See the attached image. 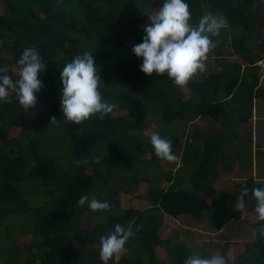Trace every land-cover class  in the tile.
I'll return each instance as SVG.
<instances>
[{
    "label": "trees",
    "instance_id": "16d2710c",
    "mask_svg": "<svg viewBox=\"0 0 264 264\" xmlns=\"http://www.w3.org/2000/svg\"><path fill=\"white\" fill-rule=\"evenodd\" d=\"M254 1L188 0L192 23L206 12H223L226 25L242 29L230 41L213 38L221 72L211 70L202 80L193 77L179 88L166 75L144 74L131 52L163 0H0V67L17 78L12 65L19 71L16 61L28 46L38 49L46 63L37 93L43 110L26 112L14 93L9 102L0 103V264H103L100 237L117 223L131 226L134 235L126 243V254L108 264H184L192 252L209 256L218 250L228 264H264V236L258 232L257 218L244 219L256 238L236 260L227 256L228 244L191 247L179 231L169 232L178 220L185 225L203 221L222 230L227 215L237 221L243 217L241 189L264 185V173L253 176L254 132L241 136L230 120L240 111L239 122L246 124L254 99L264 103L259 66L264 61V36L262 26L248 17L256 11ZM254 39L256 47L251 46ZM229 42L230 54L239 63L230 64L220 55ZM85 51L93 53L104 80L103 97L117 108L104 119L75 124L64 121L60 110L59 73ZM224 77L230 79L224 83ZM244 92L245 108L241 100L238 103ZM203 120L204 127L186 132L189 124ZM175 122L179 126L167 128ZM10 131L19 133L11 137ZM154 132L172 140L174 161L155 155L149 142ZM263 137L261 132L260 140ZM262 144L257 143V159L264 161ZM146 152L150 160L144 158ZM236 160L245 181L231 183L227 191L216 188L220 173L234 172ZM170 164L179 167L173 171L166 167ZM126 168L132 169L130 175ZM143 181L150 186L147 206L121 207L119 195H134ZM81 195L107 200L112 209L90 212L77 204ZM242 201L254 211L251 192ZM42 206L48 207L46 213ZM16 217H23L19 228L13 226ZM23 234L32 235V242L23 247L25 262L15 258ZM158 247L167 249V260L159 258ZM1 254L7 258L1 260Z\"/></svg>",
    "mask_w": 264,
    "mask_h": 264
},
{
    "label": "clouds",
    "instance_id": "9594fccd",
    "mask_svg": "<svg viewBox=\"0 0 264 264\" xmlns=\"http://www.w3.org/2000/svg\"><path fill=\"white\" fill-rule=\"evenodd\" d=\"M225 25L223 12H206L194 24L188 0H163L158 11L142 27L143 37L132 46L131 52L141 61L139 67L144 74L166 75L174 85L184 88L194 75L206 71L208 54L217 46L213 38L220 35ZM16 63L19 71L15 79L0 67V103L9 102V94L14 93L19 107L27 112L37 104V93L43 87L40 74L45 71L46 63L39 50L32 46L23 49ZM59 80V104L66 122L80 124L93 117L104 119L117 108L116 103L109 102L101 93L103 83L93 53L85 51L66 62L59 73ZM149 142L158 158L169 162L176 159L171 139L154 132ZM249 192L254 200V212L261 222L258 232L264 236V185L251 189L243 187L240 199L248 197ZM77 204L86 206L93 213L110 212L112 209L107 200L97 199L94 195L91 198L81 195ZM133 235L131 226L117 223L101 236L100 259L103 264H108L122 252ZM184 264L228 262L224 255L202 256L199 252H192Z\"/></svg>",
    "mask_w": 264,
    "mask_h": 264
},
{
    "label": "rangeland",
    "instance_id": "374dc122",
    "mask_svg": "<svg viewBox=\"0 0 264 264\" xmlns=\"http://www.w3.org/2000/svg\"><path fill=\"white\" fill-rule=\"evenodd\" d=\"M3 13V8L0 7V14ZM226 36H228V34H226ZM264 36V27H262V31H261V37ZM260 42V40H259ZM258 41H251V46H255L257 45ZM207 60H211V58H209V54H208V59ZM236 61V59L234 60ZM207 63V61H206ZM12 71L13 73L18 72L17 67H15L14 65H12ZM195 79L199 78V72L194 75ZM101 81L103 82L104 80L101 78ZM244 106H246L245 104H243ZM36 111L38 112V110H43V106L38 103L35 107ZM259 117V116H258ZM257 117V118H258ZM207 119H211L208 118ZM259 119H257L258 122ZM264 123V120H263ZM179 126V122H175L174 124H169L167 125V128L172 129L175 128L176 126ZM263 124L261 125V129L263 131L264 134V130H263ZM183 131V130H182ZM19 132H12L10 131V136H16ZM170 139V138H168ZM264 139V137H263ZM256 141L257 138H256ZM258 143V142H257ZM262 143L264 144V140H262ZM228 150H230V152H234V148L232 146L228 147ZM264 150V147H263ZM264 153V151H263ZM144 158H147L150 160V153L146 152L144 155ZM235 156V155H234ZM258 155L254 154L253 155V161H254V165L255 167L258 168V166L262 165V170H264V161L258 160L257 159ZM62 159L63 155L61 156ZM143 158V157H142ZM143 158V159H144ZM68 164V161H67ZM137 166V165H135ZM168 169H172L173 171L175 169H178V165H174V164H170L168 166H166ZM128 175H130L132 173V169L130 168H126L124 170ZM146 171L148 172V170L146 169ZM181 172V171H180ZM187 171L183 170V173H186ZM222 173V172H221ZM257 174H258V169H257ZM229 174H225L222 177H220V175L218 176L215 184H216V188L218 189H224L225 191L230 189V184H228V182L230 181V183H238L239 181H243V176L236 171L235 172V176H227ZM260 175V174H259ZM227 176V177H225ZM245 181V179H244ZM243 181V182H244ZM228 184V185H227ZM150 189V186L148 185L147 182L143 181L140 185H139V189L138 192L135 193L134 195L128 196V195H122L120 194L119 197L121 199L122 202V206L123 208H139V209H143L147 206V193ZM32 199V205H36L37 201L34 198ZM238 203L239 206L243 209V217L240 221H237L235 218H233L231 215H227L224 218V227L222 230H216L215 228L209 226L206 224V222H193V224L191 225H185L182 223L181 220H178L176 224L172 225L169 228V232H172V234L177 230L181 233V237L187 242V244L191 247H194V244H197L198 247H200L201 245L205 244L206 242H212L214 244H220L221 247L224 244H228L229 245V249L227 250L228 253V257L231 258V260H236V258H238L241 254H243L245 252L246 249V244L248 242H252L255 240L256 238V233L254 232V230L252 229V227L248 224L245 223L244 219L251 221H256L255 219L257 218L256 214L254 211H249V205L245 204L241 199H238ZM42 210L43 213H46V211L48 210V207L46 206H42ZM23 217H16L13 221V223H15L13 226L14 228H19L20 226V221L22 220ZM193 221V220H192ZM188 228V229H186ZM14 235H13V239L14 240ZM32 242V235L31 234H23L19 237L17 243V245H19L20 247V254L15 256L16 259H21L22 262H25L27 259V253L26 251L23 249V247L25 245H28L29 243ZM220 248V247H219ZM221 249V248H220ZM221 253V250H218V254ZM126 254V250L124 249L122 252H120L119 254L115 255L114 258L116 261H118L122 256H124ZM157 254L159 256V258L161 260H167V254L168 251L165 247H158L157 248ZM2 255V259L4 260L5 258H7L5 255Z\"/></svg>",
    "mask_w": 264,
    "mask_h": 264
},
{
    "label": "crops",
    "instance_id": "0c3cea01",
    "mask_svg": "<svg viewBox=\"0 0 264 264\" xmlns=\"http://www.w3.org/2000/svg\"><path fill=\"white\" fill-rule=\"evenodd\" d=\"M254 2L256 3V6H257L256 11H255L254 14L248 15V17L249 18L250 17L251 18H253V17L255 18V20L257 21L256 22V26L264 27V0H256ZM206 8H207L206 10L208 11L209 6H207ZM262 27H261V30H260V35H261ZM224 28H225V30L222 29L220 35L218 36V38H220V40H222V41H224V39L227 38V37L229 38V41H230L232 35L235 34V33H238V34L241 33V29H242V28L241 29H238V28H235V29L232 28L231 29L228 25H225ZM226 34H228V36H226ZM253 41H256V39H254ZM215 50L216 49L214 48V49H212L210 51L209 58H211V60H207L206 71L203 72V73H199V78L196 79V80H198V81L202 80V78H204V76H206L209 73V71H211V70H213L215 72L216 71L221 72L223 70L222 65L217 62V54L215 53ZM230 51H232V49L230 47V42H229L228 44H225V46H223V48H221V53L222 54H220V55H222V57H225V59L230 64L239 63V59L236 56H232L230 54ZM223 54H226V55H223ZM235 59H236V61H234ZM259 66L261 67L260 86L264 87V61H261L259 63ZM228 78L229 77H226V78L224 77V79H222V82L226 83L228 81ZM247 96H248V94L245 93L244 96H242V97H240L238 99V103L241 100L242 101L241 104H245L246 105L245 100H246ZM245 107L246 106H244L243 108H245ZM253 107H254V111H253L252 118H250L249 121L246 124L241 125L240 122H239L240 119H241V113H243V112H240V111L234 113V115H231L230 120L234 124L237 125L236 130L239 131L241 136L244 135V132L248 131V130H250V131L252 130L254 132V138H253L254 145H253V148H252V151H253L252 153L254 155V154H257V149H258L257 142L262 144V140H260V134H261V132H263L262 129H261V125L262 124H263L262 128L264 130V123H263V120H264V103H263L262 100L254 99ZM257 119H259L258 122H257ZM205 122H204V120H203L202 123H200L198 121H195L193 124H189L188 127L185 130H186L187 133H189L190 129H196V128L204 127ZM256 138H257L258 141H256ZM229 146L233 147V145H231V144H229ZM262 146L264 147V144H262ZM263 147H262V150H263ZM235 156H237V154H235ZM236 162H237L236 163L237 165H235L234 172H231V173L222 172V173H220V177H222L225 174H229L227 176H230V177L231 176H235V172L237 171L238 166L240 165L239 160H236ZM254 164H253V176L254 177H259V175L257 174V169H258V173H260V172L264 173V170H262V165L258 166V168H257V167H255ZM227 176H225V177H227ZM261 177H264V176H262V174H261ZM228 184L231 185L230 181L228 182Z\"/></svg>",
    "mask_w": 264,
    "mask_h": 264
}]
</instances>
